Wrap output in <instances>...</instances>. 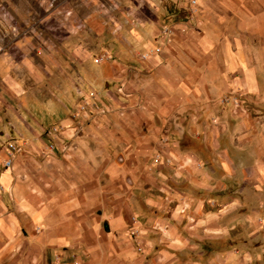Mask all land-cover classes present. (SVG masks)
Segmentation results:
<instances>
[{
  "label": "clouds",
  "instance_id": "1",
  "mask_svg": "<svg viewBox=\"0 0 264 264\" xmlns=\"http://www.w3.org/2000/svg\"><path fill=\"white\" fill-rule=\"evenodd\" d=\"M0 264H264V0H0Z\"/></svg>",
  "mask_w": 264,
  "mask_h": 264
}]
</instances>
